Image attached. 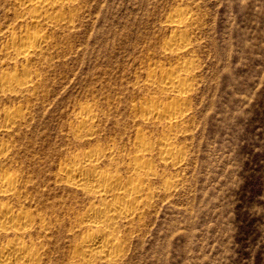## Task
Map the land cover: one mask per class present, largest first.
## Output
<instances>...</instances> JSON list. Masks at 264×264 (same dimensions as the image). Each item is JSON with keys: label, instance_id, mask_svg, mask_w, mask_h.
<instances>
[{"label": "rangeland", "instance_id": "rangeland-1", "mask_svg": "<svg viewBox=\"0 0 264 264\" xmlns=\"http://www.w3.org/2000/svg\"><path fill=\"white\" fill-rule=\"evenodd\" d=\"M179 1L83 0L72 30L40 27L51 41L35 61L41 82L31 104L18 93L0 96V111L27 110L9 135L0 134L10 147L0 175H17L26 197L0 203L46 216L48 234L36 225L22 238L44 243L38 264H75L76 217L87 200L58 182L62 162L93 147L112 148L126 161L140 128L161 139V128L144 125L137 107L155 96L144 83L147 71L174 67L163 47L172 34L169 16L181 8L194 19L186 61L195 81L175 139L186 153L180 169L165 170L175 186L129 235L118 264H264V0ZM15 2L0 0V73H21L6 65L8 33L27 24L15 19ZM82 105L97 115L91 140L71 131ZM10 238L0 234V244Z\"/></svg>", "mask_w": 264, "mask_h": 264}, {"label": "bare ground", "instance_id": "bare-ground-1", "mask_svg": "<svg viewBox=\"0 0 264 264\" xmlns=\"http://www.w3.org/2000/svg\"><path fill=\"white\" fill-rule=\"evenodd\" d=\"M82 1L16 0L15 6L19 9L16 11H20V15L15 19L27 24L25 28L20 29V33L15 31L8 33L10 38L6 41L8 43L5 45V50L10 61L6 65L14 69L20 68L21 73H16L18 71L0 73V96L18 93L25 95L23 104L26 107L31 104V96L41 82L34 69L35 61L43 56L44 46L51 41V34L45 29L49 25L53 29L72 30ZM190 12L188 9L181 8L169 16L168 26L172 34L163 48L169 59L173 58L174 67L166 70L156 64L152 70L147 71L144 83L146 87L154 89L155 96L144 99V103L137 107L140 121L144 125L149 123L161 128L163 131L161 139L153 141L149 139L150 137L147 138L148 136L144 135L145 132L143 134L139 131L143 128L139 127L135 147L133 146L134 149L132 148L129 157L127 154L126 161L122 158V162L120 155H116L112 148L93 151V147L92 151H81L59 166L56 173L58 182L87 200L86 207L76 217V228L81 230V235L74 249L75 264H118L125 254L129 235L139 232L143 220L150 213L156 199L162 194L164 198H167L175 186L174 181L171 182L167 178L165 170L168 167L173 171L180 169L186 153L183 147L180 149L175 146V139L179 135L178 129L180 130L187 121V112L190 109L188 97L195 81V75L192 74L193 67L186 61V55L191 48V42L187 36L188 27L190 28L194 22ZM42 25L45 28L43 30L40 28ZM18 26L20 27V24ZM26 118L27 110L21 107L1 110L0 120L5 124L0 125V134L9 135L14 127ZM75 118L71 131L77 139L91 140L95 137L93 128H95L94 122L97 115L89 105L80 106ZM9 152V145L0 142V163L2 159L8 157ZM106 165L114 166L116 171L113 172V169L109 167L111 171H108ZM119 167L126 175L118 173ZM20 180L17 175L4 171L0 175V198L20 202V199L26 197V193L21 190L23 188H20L22 187ZM19 205L16 204L15 207L0 203V234L12 236L8 242L0 244V264L40 263L39 251L44 250V243L41 241L28 243L22 238L26 236L31 238L32 230L37 227L40 232L48 234L50 230L47 222L49 221H46V216L44 217L41 213L34 214L33 211L29 212L25 208L24 210L21 205L18 207Z\"/></svg>", "mask_w": 264, "mask_h": 264}]
</instances>
